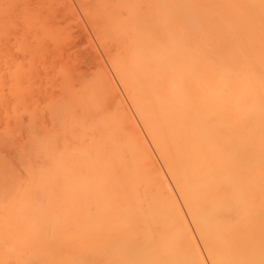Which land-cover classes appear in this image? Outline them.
Masks as SVG:
<instances>
[{
  "label": "bare ground",
  "instance_id": "1",
  "mask_svg": "<svg viewBox=\"0 0 264 264\" xmlns=\"http://www.w3.org/2000/svg\"><path fill=\"white\" fill-rule=\"evenodd\" d=\"M93 2L151 146L108 78L37 117L0 43V264H264V0Z\"/></svg>",
  "mask_w": 264,
  "mask_h": 264
},
{
  "label": "rangeland",
  "instance_id": "2",
  "mask_svg": "<svg viewBox=\"0 0 264 264\" xmlns=\"http://www.w3.org/2000/svg\"><path fill=\"white\" fill-rule=\"evenodd\" d=\"M0 1L3 2V0H0ZM12 1L13 2H11V3L9 2V4L3 3V4H5V5L8 6V9L11 6V10L10 11H8V9L5 6V9H7V10L4 9L5 10V13H4V11H3V14L0 12V18L3 15H5V18L3 17L2 19H5L6 20V21L5 20L2 21V19H0L1 20L0 22H5V24H6V22L8 21L7 22V25H5L3 23L0 24V32L1 33H2V31H5V29H6V33L3 32V35L4 36L0 38V39H4L3 41H0V43L3 46L1 44H0V46H2L1 49L2 48L4 49V54L5 55L3 57H5L7 55L6 56V60H7V58H8L9 61L12 60L11 61V64H12V62L18 63V64L21 63V64H23L22 65L23 68H24V65L27 64L26 67L24 68V73H25V69L28 68L27 66H29V71H31V72H28L27 73V70H28L27 69L26 70V73H27V75H29L31 73L30 74L31 75L30 76L31 78H29V76L27 77V75L25 73V75H26L25 77L26 78H24V80L22 79V82L25 81V82L22 83V85L24 83L25 84L28 83V85L31 84V85H29L30 88H32V90H33V92H32L31 89L29 88V90H30L29 92H31V94H29L28 89L26 90V87H23V88L25 89L24 92L26 91L29 94V95L26 94V95H28V98H33L32 101H30L31 99L29 101L30 102H34L35 101L33 103V107L35 106L37 108L36 105H40V107H41L42 105L46 104L45 103L46 101L44 99H46V98L49 99L50 98L49 96L52 97V95H54L53 97H55V98H59L61 95L65 94L69 90L67 87H65L68 90L66 92H63V89H62L63 87H60L61 83L63 82V78H64L62 76V73L68 75V76H66V75H64V76L66 78L68 77V80L72 83V85L74 84L72 86V87H74L73 89L70 87V90H72V91H69L70 93L67 92V94L65 96H68L69 94H71L73 92V90H77L76 88H79L80 89L81 88L80 85H81L82 81H83L84 84H85V81H86V84L85 85L88 86V87H84V88H87V89H84V91L85 90H88L89 91V89L93 88L94 85H97V83H98L99 80H100L99 83L101 84V80H102L101 77H104L106 79L108 78L107 79L108 82L110 84H112L113 86H115L116 89H117V90H115V89L114 90L117 91V94L116 95L119 97V99L122 100V103L120 102L121 105H122V108H123V105H124L125 108H123V109H127L125 111H127V113L129 112L128 113L129 116L131 115L130 117H133L134 118V121H135L134 123L137 125V127H136L137 130L139 128V131L141 132L142 136L143 137L145 136L144 138L146 139V141L149 144V146H151V144L149 142V139H148V137H147V135H146V133L144 131V128H143L142 123L140 122V120L138 118H136L137 115L134 113V110L132 109L131 103L128 101L127 96L125 94H123L124 93V90H123V88H121L122 86L119 83V81H118V79H117V77H116V75H115V73H114V71H113V69H112V67L110 65L109 56L107 54H109L108 52H110V54H111L114 51V49H113L114 48L113 47L114 45L113 46L111 45V47H110V44H108L109 49H107V50H106V48H108L107 46H106V48L103 47L102 44H105V41L107 40V42H108L109 40L108 39H105L104 41H102V39L104 37L103 38L101 37L102 39L99 37L100 36L99 35L100 32L98 34V30H99L98 28H99L100 25H99V23L97 24L98 21L97 22H95V21L92 22L91 21L93 18L96 19V16L94 17V15H97V14H94V15L91 14L92 15L91 16L90 13H88V14L86 13V10L87 9L89 10V8H90V10H91V8L93 6H95L94 5L95 2H93V0L92 1H90V0L84 1L83 0L84 3L82 1L80 2V0H62L63 2L61 0H29V1L28 0H12ZM67 1H69L70 4ZM71 4H72V7H71ZM25 5H26V7H25ZM27 5H28V8H27ZM89 6H91V7H89ZM86 7H88V8H86ZM0 8H2V9L4 8L2 4L0 5ZM2 9H0V11H2ZM28 10H30V11H28ZM31 11H32V13H31ZM42 14H44L45 16L42 15ZM54 14H58L59 16L54 15ZM23 15L26 16V17H24ZM88 15H90L92 17V19ZM8 16H9V18H8ZM57 21H59V22H57ZM10 22H12V23H10ZM43 22H44V24H43ZM91 24L93 25V27H92ZM3 25L6 26V27H4ZM94 25H96V26H94ZM2 26H3V30H1L2 29ZM50 26H51V29H50ZM33 29H34V31H33ZM35 30H36V32H35ZM15 31H16V33H15ZM60 32H61V34H60ZM1 33H0V35H1ZM49 34H50V36H49ZM16 35H17V37H16ZM6 37L8 38V40H7ZM99 38L101 39V42H100ZM102 42H104V43H102ZM107 42H106V44H107ZM56 43H57V45H56ZM110 43H111V40H110ZM61 49H64V50H61ZM12 51H13V53H12ZM63 52H65V53L63 54ZM94 52H96V53H94ZM33 54H34V56H33ZM33 57H34L35 60H33ZM27 59H29V60H27ZM97 63L99 64V66H98ZM18 64H16V65H18ZM42 65H44V66H42ZM9 66H10V64L8 63V67ZM48 66L50 68H48ZM106 66H107V69H106ZM20 67H21V65L17 68V70ZM30 67H32V69ZM2 69H1V73L3 72L4 76L7 77L8 76L7 75L8 73L7 74H6V72L4 73V71L7 70V69L5 68L3 71H2ZM20 71H21V69H20ZM110 72H112V73H110ZM1 73H0V75H2ZM95 73H97V74H95ZM100 75H102V76H100ZM76 76H78V77H76ZM97 77H99V78H97ZM7 78L9 79V77H7ZM43 78L45 80H43ZM75 78H77L78 80L75 79ZM94 78H95V80H94L95 81L94 82L95 84L92 83L91 85H93V86H90L91 88H89V85L90 84L87 85V82L91 83L90 81H92V79H94ZM111 78H112V80H111ZM8 79L5 78L4 81L7 80V83H8ZM25 79H29V80H25ZM68 80H65L64 82L67 83ZM2 81H3V79H2ZM112 81L114 82V84H113ZM70 82L67 83V85H70ZM25 84H24V86H25ZM62 85H63V83H62ZM99 85H97V87H99ZM82 86H84V85H82ZM6 87H7V85H6ZM101 89L103 90V88H101ZM3 90H4L3 93L6 95V97H8L7 98V101H9L11 103L13 101V98L8 95V91H6L7 88L5 90V88L3 86ZM61 90H62V94L58 97L59 93H61ZM77 91L79 92V90H77ZM81 91H82V88L80 89V92ZM53 92H54V94H53ZM74 92H76V91H74ZM26 95H24V96H26ZM31 95H33V96H31ZM65 96H63V97H65ZM117 96H116V98H118ZM23 98L25 99L26 97H23ZM55 98H53V101H55V102L56 101L58 102V100H61L62 99L61 97H60L61 99H58V100H56ZM109 99H110L109 101H111V103L108 100H106L105 103L108 101L110 103V105H108V104L107 105L110 107V106H112L111 105L112 103L114 104V102H112V100H114V99H111V97H109ZM24 101L26 102V99ZM50 101H52V100H50ZM25 102H24V105L23 106H26L27 104H29V103L26 104ZM34 104H36V105H34ZM125 104L127 105V107H126ZM47 105H45V107H44L45 110L47 109V107H46ZM27 106H28V108H27ZM27 106H26V109L27 110H30L31 109V106H29V105H27ZM40 107L38 106V108H40ZM36 108H35V111L34 112H35L36 115H38L37 117H39V115L42 116L43 114L42 113L41 114L39 113L40 110L38 108H37V111H36ZM44 108H43V106L41 107L42 110H44ZM110 109L112 110V107ZM33 110H34V108H33ZM47 112H44L43 121L45 120L46 121L45 124L49 125L48 124L49 123L48 122L49 120H47V119H49L50 117H49V113H47ZM47 114H48V116H47ZM27 117H28V115H27ZM27 117H25V118L24 117H21L22 120H23V124H25V125H27L26 124L27 123L26 120L28 119ZM36 118L34 120H36ZM27 121H29V119ZM39 122H37V124ZM34 123H35V128L36 129L38 128V130H39L40 127H37L36 121ZM23 124H22V126H23ZM42 126L47 127L46 125H43V123H42ZM47 128H49V126ZM23 131H24V129H23ZM24 133L22 132L20 134L22 135ZM22 137H21V139H25L26 138L25 136L23 138ZM25 140H27V138ZM150 148H151L150 150L152 151L153 156L156 158V155H155L152 147H150ZM156 160H157V162H158L161 170L164 172V169H163L162 165L160 164V162L158 161L157 158H156ZM166 178L169 181L168 183H169L170 187H172L171 182L168 179L167 175H165V179ZM172 190H174V189H172ZM192 232L194 233V231H192ZM199 247H200V245H199Z\"/></svg>",
  "mask_w": 264,
  "mask_h": 264
}]
</instances>
